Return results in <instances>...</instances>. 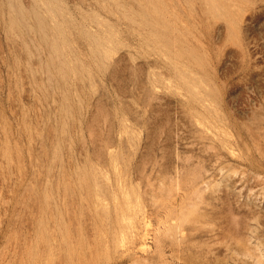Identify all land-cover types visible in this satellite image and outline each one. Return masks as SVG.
Returning <instances> with one entry per match:
<instances>
[{
  "label": "rangeland",
  "instance_id": "374dc122",
  "mask_svg": "<svg viewBox=\"0 0 264 264\" xmlns=\"http://www.w3.org/2000/svg\"><path fill=\"white\" fill-rule=\"evenodd\" d=\"M263 151L264 0H0V264H264Z\"/></svg>",
  "mask_w": 264,
  "mask_h": 264
},
{
  "label": "bare ground",
  "instance_id": "6f19581e",
  "mask_svg": "<svg viewBox=\"0 0 264 264\" xmlns=\"http://www.w3.org/2000/svg\"><path fill=\"white\" fill-rule=\"evenodd\" d=\"M206 1V0H205ZM214 1V0H213ZM220 1V0H219ZM222 1V0H221ZM222 3V2H221ZM224 3V2H223ZM212 4V3H211ZM228 4V3H227ZM224 5V4H223ZM144 7V6H143ZM19 11V10H18ZM36 12V11H35ZM20 13H21V17H23L22 16V14H23V11L21 10L20 11ZM52 13V12H51ZM44 24V23H43ZM42 25V24H41ZM35 29V28H34ZM45 38V37H44ZM99 93V92H98ZM264 152V151H263ZM204 165V164H203ZM180 167V166H179ZM181 169V168H180ZM209 171V170H208ZM165 172V171H164ZM181 173V172H180ZM191 173V172H190ZM200 175V174H199ZM179 177V176H178ZM197 177H198V173L197 174H194V177H193V180H196L197 179ZM194 178H196V179H194ZM190 179V178H189ZM169 181V180H168ZM214 181V180H213ZM210 182V181H209ZM170 183H171V181H170ZM195 183V182H194ZM208 183V182H207ZM166 184V183H165ZM168 184V183H167ZM68 185V184H67ZM206 185V184H205ZM170 186H172V185H170ZM178 186V185H177ZM204 186V185H203ZM168 187V188H167ZM166 187V192H165V194H163V195H166V199H164L165 201L166 200H168L167 199V196H169L170 195V193H172L171 195H173V190H171L170 188H169V186H167ZM199 187V186H198ZM161 188H163V187H161ZM176 189V188H175ZM162 190V189H161ZM164 190V189H163ZM162 190V191H163ZM194 191L191 193V194H194L195 196H197L199 193H200V191H201V189L199 190V189H193ZM202 190H204V189H202ZM171 191V192H170ZM175 191V190H174ZM178 191V190H177ZM144 192V191H143ZM181 192V191H180ZM168 195H167V194ZM183 193V192H182ZM213 193V192H212ZM211 194V193H210ZM214 194V193H213ZM216 194V193H215ZM153 195V194H152ZM160 195V194H159ZM170 195V196H171ZM191 196H193V195H191ZM195 196H193V197H195ZM172 197V196H171ZM170 197V198H171ZM212 197V196H211ZM214 197V196H213ZM154 197H151L150 199H153ZM158 198V197H157ZM183 198H185V197H183ZM197 197H195V199H196ZM173 199V198H172ZM187 199H190V197L189 198H187ZM199 199V198H198ZM175 200V199H174ZM192 200L193 199H191L190 201H188V202H186V203H184V204H179L180 206L177 208V211H176V213L178 212V214L180 213L184 218H182L183 220H186V219H188V217L189 216H187V214H189L190 216H191V214L190 213H192V211H194V205H195V202L197 201H195V202H192ZM151 201V200H150ZM194 201V200H193ZM199 201V200H198ZM184 202V201H183ZM167 203V202H166ZM198 204V202L196 203V205ZM195 205V206H196ZM169 207V206H168ZM171 207V206H170ZM158 208V207H157ZM173 208H176V207H173ZM196 209V208H195ZM201 209H202V207H201ZM171 210V209H170ZM172 210H174V209H172ZM176 210V209H175ZM169 211V210H168ZM203 211V210H202ZM172 212V211H171ZM198 212H200V209H199V211ZM195 213V212H194ZM203 213V212H202ZM171 214H173V213H171ZM195 214H197V212L195 213ZM170 216V215H169ZM173 217L174 216H172V219H173ZM176 217V216H175ZM192 217H193V215H192ZM195 218V217H194ZM178 219H179V217H178ZM178 219H177V222H178ZM181 219V218H180ZM191 219V218H190ZM197 219H199V218H197ZM251 220V219H250ZM176 222V223H177ZM190 222V221H189ZM182 223V222H181ZM185 225H186V223L185 222H183ZM172 224H175V223H172ZM199 224V223H198ZM181 225V224H180ZM185 225H183V226H185ZM197 225V224H196ZM196 225H195V227H196ZM191 226V225H190ZM162 227V226H161ZM175 227V226H174ZM174 227H173V230H174ZM180 227V226H179ZM189 227V226H188ZM192 227H193V225H192ZM170 228V227H169ZM176 228V227H175ZM197 228V227H196ZM171 230V229H170ZM189 230H191V229H189ZM192 230H195L194 228H192ZM167 231H169V230H167ZM176 231V230H175ZM174 231V232H175ZM192 232V231H191ZM173 233V232H172ZM187 233H188V229H187ZM186 233V234H187ZM189 234H191L190 232H189ZM193 234V233H192ZM188 236H192V235H188ZM200 236V235H199ZM204 236V235H203ZM138 237H140V236H138ZM194 237V236H193ZM197 237V236H196ZM195 237V238H196ZM133 238H135V237H133ZM142 239V238H141ZM140 240V239H139ZM159 242V241H158ZM252 247V246H251ZM257 249V248H256ZM235 251V250H234ZM256 251V250H255ZM256 253V252H255ZM245 254H246V252H245ZM260 255V254H259ZM257 258V257H256ZM260 261H261V259H260ZM143 262V261H142ZM247 262V261H246ZM187 263V262H186ZM250 264V263H249ZM256 264V263H255Z\"/></svg>",
  "mask_w": 264,
  "mask_h": 264
}]
</instances>
